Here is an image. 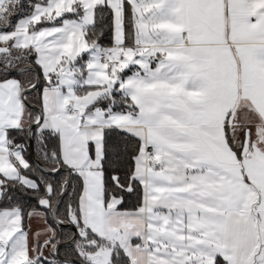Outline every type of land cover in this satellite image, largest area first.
I'll return each instance as SVG.
<instances>
[{
    "label": "snow or ice",
    "instance_id": "1",
    "mask_svg": "<svg viewBox=\"0 0 264 264\" xmlns=\"http://www.w3.org/2000/svg\"><path fill=\"white\" fill-rule=\"evenodd\" d=\"M0 264H264V0H0Z\"/></svg>",
    "mask_w": 264,
    "mask_h": 264
}]
</instances>
